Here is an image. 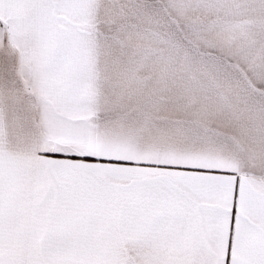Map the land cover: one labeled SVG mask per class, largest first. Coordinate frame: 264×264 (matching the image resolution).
I'll list each match as a JSON object with an SVG mask.
<instances>
[{"label":"snow or ice","instance_id":"6c2138e0","mask_svg":"<svg viewBox=\"0 0 264 264\" xmlns=\"http://www.w3.org/2000/svg\"><path fill=\"white\" fill-rule=\"evenodd\" d=\"M0 264H264V0H0Z\"/></svg>","mask_w":264,"mask_h":264}]
</instances>
